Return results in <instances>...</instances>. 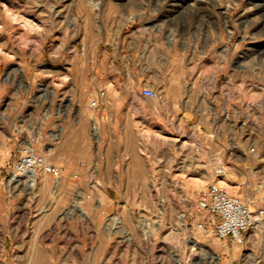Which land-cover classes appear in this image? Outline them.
<instances>
[{
	"label": "rangeland",
	"instance_id": "1",
	"mask_svg": "<svg viewBox=\"0 0 264 264\" xmlns=\"http://www.w3.org/2000/svg\"><path fill=\"white\" fill-rule=\"evenodd\" d=\"M148 9L164 25L184 16L193 31L220 33L221 77L242 73L248 110L242 137L263 182L264 0H0V264H264V217L233 246L199 225L208 213L199 199L213 180L190 175L200 174L208 154L228 140L220 131L228 120L204 135L99 129L106 110L92 100L101 90H140L93 84L82 67L90 62L92 33L107 13L134 17ZM211 57L213 65L219 62L218 54ZM26 142L50 162L68 155L93 163V172L122 169L142 180L88 176L71 195L38 170L30 189L11 175ZM211 162L215 170L212 156ZM106 192L115 197L108 208L100 203Z\"/></svg>",
	"mask_w": 264,
	"mask_h": 264
},
{
	"label": "crops",
	"instance_id": "2",
	"mask_svg": "<svg viewBox=\"0 0 264 264\" xmlns=\"http://www.w3.org/2000/svg\"><path fill=\"white\" fill-rule=\"evenodd\" d=\"M153 11L148 9L134 17L121 12L107 13L97 25L96 35L92 33L88 43L90 62L82 67L90 70L93 84L139 87L140 90L138 93H108L101 96L99 108L106 110V116H101L100 131L109 134L154 131L204 135L218 128V120H228L229 126L220 129L228 140L218 150L214 149L208 154L206 163L201 165L200 174L190 177L200 182L209 179L221 181L229 192L248 202L253 210L257 209L264 200V176L260 183L257 179L259 170L254 165L256 157L247 152L248 148L243 142L245 107L241 71H235L231 77H221L226 60L221 57L222 39L217 30L211 32L201 26L197 32L193 31L184 16L170 19L164 25ZM211 53L218 54L219 62L215 65ZM144 86L155 89L164 86L166 90L150 97L142 92ZM250 102L252 110L256 101L252 97ZM81 126L80 123L76 124L77 128ZM231 138L233 141H229ZM211 156L216 159V164L223 163L222 175L215 174L211 167ZM83 161L68 155L60 159L52 158L51 162L61 167V174L56 176L44 171L43 178L60 181V185H64L71 195L88 176L113 182L142 180L137 176L131 178V174L122 169L93 172L89 169L93 163ZM110 166L116 167L118 164L112 163ZM102 195L100 203L106 208L114 203L115 197L109 192ZM69 198L71 200L73 197ZM93 217L97 224L102 221L99 213ZM239 241L232 242V246ZM232 246L222 248L223 254Z\"/></svg>",
	"mask_w": 264,
	"mask_h": 264
},
{
	"label": "built area",
	"instance_id": "3",
	"mask_svg": "<svg viewBox=\"0 0 264 264\" xmlns=\"http://www.w3.org/2000/svg\"><path fill=\"white\" fill-rule=\"evenodd\" d=\"M142 92L150 97L158 95L157 90L152 86L142 87ZM104 90L92 100L96 105L100 102ZM17 158L12 165V179L29 178L38 170L53 173L56 176L61 174V167L47 160V157L38 152L31 143H23L18 147ZM216 175H222L224 165L219 164L214 170ZM201 208L207 210V217L199 222L200 226L209 225L212 233L220 239L231 242L241 238L244 232L261 222L264 217V202L257 209L253 210L250 204L241 197L233 195L228 188L217 180L209 182L202 190L199 199ZM212 264H223L220 260Z\"/></svg>",
	"mask_w": 264,
	"mask_h": 264
},
{
	"label": "bare ground",
	"instance_id": "4",
	"mask_svg": "<svg viewBox=\"0 0 264 264\" xmlns=\"http://www.w3.org/2000/svg\"><path fill=\"white\" fill-rule=\"evenodd\" d=\"M259 11V9L257 8L255 11H253V13H256V12H258ZM259 22V21H258ZM262 22V21H261ZM258 25V24H257ZM263 25V24H262ZM16 183V182H15ZM19 183H23L24 185H28V187L30 188V189H32V188H34V184H35V175L34 174H32V175H30V177L28 178V179H26V181H21V179L20 178H18V180H17V183L16 184H19ZM214 256V255H213Z\"/></svg>",
	"mask_w": 264,
	"mask_h": 264
}]
</instances>
